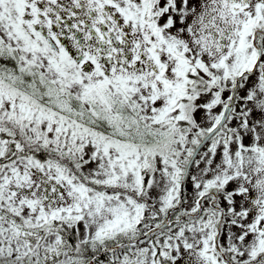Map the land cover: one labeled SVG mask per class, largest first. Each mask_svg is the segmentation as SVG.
Returning <instances> with one entry per match:
<instances>
[{
    "label": "snow or ice",
    "instance_id": "obj_1",
    "mask_svg": "<svg viewBox=\"0 0 264 264\" xmlns=\"http://www.w3.org/2000/svg\"><path fill=\"white\" fill-rule=\"evenodd\" d=\"M0 264H264V0H0Z\"/></svg>",
    "mask_w": 264,
    "mask_h": 264
}]
</instances>
